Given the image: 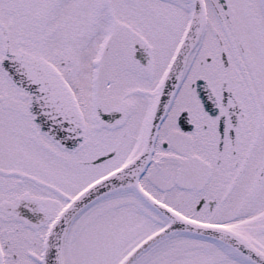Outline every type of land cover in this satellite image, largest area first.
Listing matches in <instances>:
<instances>
[{
	"label": "snow or ice",
	"instance_id": "snow-or-ice-1",
	"mask_svg": "<svg viewBox=\"0 0 264 264\" xmlns=\"http://www.w3.org/2000/svg\"><path fill=\"white\" fill-rule=\"evenodd\" d=\"M0 264H264V0H0Z\"/></svg>",
	"mask_w": 264,
	"mask_h": 264
}]
</instances>
